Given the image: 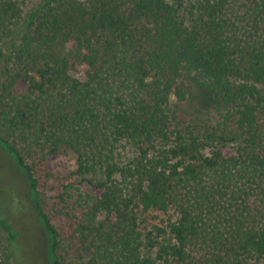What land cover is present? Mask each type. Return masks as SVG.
Returning a JSON list of instances; mask_svg holds the SVG:
<instances>
[{
  "label": "trees",
  "instance_id": "obj_1",
  "mask_svg": "<svg viewBox=\"0 0 264 264\" xmlns=\"http://www.w3.org/2000/svg\"><path fill=\"white\" fill-rule=\"evenodd\" d=\"M0 147L51 264H264V0H0Z\"/></svg>",
  "mask_w": 264,
  "mask_h": 264
},
{
  "label": "rangeland",
  "instance_id": "obj_2",
  "mask_svg": "<svg viewBox=\"0 0 264 264\" xmlns=\"http://www.w3.org/2000/svg\"><path fill=\"white\" fill-rule=\"evenodd\" d=\"M179 1L169 0L170 3L175 4ZM182 1L188 6V2L192 0ZM201 118H206L205 114ZM62 161L68 169H75V160L72 156H63ZM52 203L49 197L43 198L42 205L47 213L50 212ZM0 215L9 219L19 233L15 250L22 264H51L47 253V232L35 207L25 172L1 147ZM3 236L4 233L0 231V238Z\"/></svg>",
  "mask_w": 264,
  "mask_h": 264
}]
</instances>
